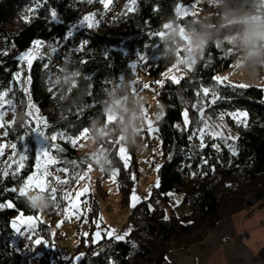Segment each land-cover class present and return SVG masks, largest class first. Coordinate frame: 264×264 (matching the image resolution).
Instances as JSON below:
<instances>
[{"label":"trees","instance_id":"obj_1","mask_svg":"<svg viewBox=\"0 0 264 264\" xmlns=\"http://www.w3.org/2000/svg\"><path fill=\"white\" fill-rule=\"evenodd\" d=\"M104 10L102 0H0V96L13 112L0 147L15 148L14 162L0 167V264H29L35 255L36 264H167L170 250L187 252L221 220L244 210L248 195L264 196V88L215 80L240 53L264 43V36L255 35H264V0H137L111 20L78 30L79 44L69 36L75 24ZM181 32L202 38L204 48L178 80L154 84L164 110L157 122L158 185L130 208L131 229L123 238L104 232L95 241L90 232L67 257L51 226L64 219L87 168L100 170L102 179L114 176L121 202L129 206L136 167L126 165L121 149L130 140V112L138 106L130 83L140 74L161 78L185 54ZM35 42L41 50L26 70L19 56ZM23 70L28 93L16 79ZM30 102L46 121L51 154L67 176L49 178L53 191H43L48 222L38 221L20 252L11 223L39 211L22 193L37 160ZM109 109L114 119H108ZM240 113L245 122L232 117ZM207 121L223 123L229 135L202 132ZM90 139L98 148L81 152ZM171 193L181 195L187 213L175 212ZM91 204L96 215L98 200Z\"/></svg>","mask_w":264,"mask_h":264},{"label":"rangeland","instance_id":"obj_2","mask_svg":"<svg viewBox=\"0 0 264 264\" xmlns=\"http://www.w3.org/2000/svg\"><path fill=\"white\" fill-rule=\"evenodd\" d=\"M102 1L104 2L105 10L101 17L94 14L89 15L75 24L70 30L69 36L76 43L79 44L81 42L76 35L78 30L94 27L101 19L111 20L125 7L133 8L137 0ZM180 35L184 37L185 42L180 47L183 48L185 46V54H179L177 61L162 74L161 78H152L148 75L140 74L130 83V87L136 95L138 106L130 112V140L128 145L121 149V155L126 165L134 164L136 167L129 206H123L120 189L114 176L102 179L100 170L91 166L87 168L86 175L83 176L82 181L69 196L70 200L66 207L64 219L51 226V235L54 242L67 257L72 255L73 245L80 242L82 237H87L90 232L95 241L101 239L104 232L107 237L123 238V234L128 233L131 229L128 224V216L131 213L130 208L144 199H148L153 187L158 185L160 162L157 161L156 157L161 155V140L157 135V122L164 115V110L158 99V93L154 90V84L160 86L165 78H170L174 81L178 80L183 71L192 69L197 57L203 53L204 48V40L192 32H181ZM255 35L264 36L260 32ZM40 50V42H35L30 50L19 56L21 66L27 70L32 61L39 55ZM250 61L254 63L248 65ZM136 64L137 62L135 61L132 66L135 68ZM263 70L264 43L260 47L240 53L228 69L215 76V80L220 84L229 83L239 87L256 86L264 88ZM25 72L24 70L21 71L16 79L18 82H24L25 92L28 93L29 81ZM117 105L124 106L121 102H117ZM9 106L10 102L6 101L4 96H0V133L4 131L5 126L13 119V112L9 109ZM28 116L30 118L29 122L34 126L37 160L35 170L27 179L22 193L28 196L39 211L37 216L20 215L11 223L15 232L12 243L20 252L25 248L27 238L30 235L28 232L36 228L38 221L48 222L43 213V191H53L49 178L63 180L67 176L66 171L56 167L57 162L51 154L52 147L49 145V138L46 134V121L40 117L37 108L31 102L28 103ZM115 116L114 109H109L107 113L108 119H114ZM232 117L245 122L244 113L232 114ZM184 121L188 122L187 111L184 112ZM212 125V123L207 121L203 126L202 132L229 135L228 129L223 123L215 125V127ZM56 137V135H53L51 138L55 139ZM96 148H98L97 144L90 139L81 145L80 151L83 153H94ZM14 158L15 148L6 144L1 145L0 167H3L5 163L9 166L14 162ZM16 162L18 167L22 166V159ZM171 197L174 200V210L178 215L188 212V206L182 202V197L179 193H171ZM95 198L98 200V212L93 215L91 203ZM248 205L251 204L248 203ZM38 257L39 255H35L30 258L29 264H36ZM78 259L79 257H75L74 260L78 261Z\"/></svg>","mask_w":264,"mask_h":264},{"label":"crops","instance_id":"obj_3","mask_svg":"<svg viewBox=\"0 0 264 264\" xmlns=\"http://www.w3.org/2000/svg\"><path fill=\"white\" fill-rule=\"evenodd\" d=\"M245 232L242 241L223 244L224 236L237 237ZM264 197L234 216L221 220L201 243L187 251L192 264H264ZM181 253L173 251L167 256V264H179Z\"/></svg>","mask_w":264,"mask_h":264},{"label":"built area","instance_id":"obj_4","mask_svg":"<svg viewBox=\"0 0 264 264\" xmlns=\"http://www.w3.org/2000/svg\"><path fill=\"white\" fill-rule=\"evenodd\" d=\"M254 62L253 61H250L248 62V65H252ZM155 90L157 91L158 90V87H155ZM264 196L262 194H258V195H255V196H247L245 198V201H246V204L248 205V203H250L251 205H254L256 204L261 198H263ZM245 235L247 236V234L245 232L241 233L239 236L240 237H243L242 239L239 238L238 236L237 237H230V236H224L223 238H221V242L223 244L225 243H228L230 241H233V242H236V241H239L241 242L242 240L245 239ZM172 250L169 251V253H171ZM181 262L179 264H192V255L189 254V253H186V252H181ZM203 264H208V263H203Z\"/></svg>","mask_w":264,"mask_h":264},{"label":"bare ground","instance_id":"obj_5","mask_svg":"<svg viewBox=\"0 0 264 264\" xmlns=\"http://www.w3.org/2000/svg\"><path fill=\"white\" fill-rule=\"evenodd\" d=\"M172 252H173V250H172ZM172 252H171V253H172ZM180 253H181V252H180ZM186 253H188V252H186ZM169 254H170V253H169ZM181 260H182V258H181Z\"/></svg>","mask_w":264,"mask_h":264}]
</instances>
